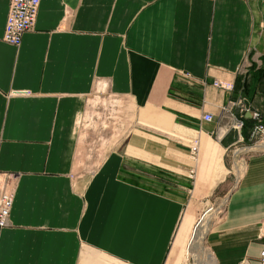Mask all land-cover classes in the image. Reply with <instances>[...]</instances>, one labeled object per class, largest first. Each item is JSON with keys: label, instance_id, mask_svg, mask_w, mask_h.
Wrapping results in <instances>:
<instances>
[{"label": "crops", "instance_id": "0c3cea01", "mask_svg": "<svg viewBox=\"0 0 264 264\" xmlns=\"http://www.w3.org/2000/svg\"><path fill=\"white\" fill-rule=\"evenodd\" d=\"M9 5L0 0V194L15 200L0 264H167L189 237L188 255L198 209L219 190L223 214L200 255L257 261L264 90L246 63L264 47V0H41L19 46L3 41ZM95 94L123 102V113L99 105L128 130L76 177Z\"/></svg>", "mask_w": 264, "mask_h": 264}, {"label": "rangeland", "instance_id": "374dc122", "mask_svg": "<svg viewBox=\"0 0 264 264\" xmlns=\"http://www.w3.org/2000/svg\"><path fill=\"white\" fill-rule=\"evenodd\" d=\"M263 58V59H262ZM260 60L263 61L264 63V47L263 48H258V49H253L252 52L250 53L248 59H247V63L246 66L249 68L251 66V64H255L256 62H258L259 64H261ZM263 66V64L261 65V67ZM259 67V66H258ZM246 68V69H248ZM227 85V84H224ZM94 97V101L96 102V105L94 106L95 110L92 109V111H90L89 114H86L85 118H82L79 121V127L78 130L80 132L81 135V146H80V150H79V160H78V168L76 169V177H83L86 178L88 176L89 173H91L92 171L95 170V168L99 165L100 161L103 159V156L105 155L106 152L109 151V149L113 146V141L116 139L115 134L116 131L119 129L121 134L124 135V132H126L128 129L125 128H121V127H117L115 126L116 124H118V116L116 117V119H113V113L109 112L110 108L107 106L105 109L106 111H103V106L99 105L100 100L105 101L104 103H109V101H112L111 103L114 102L113 99H111L108 96H102L101 95H93ZM118 101L116 100L115 103H113V106H118L121 108V113L126 112V107L125 105H123V102L120 101V103L118 104ZM122 107H124L122 109ZM114 110H117L114 109ZM108 112V113H107ZM102 116V114H104ZM121 113H119V115H121ZM251 114V113H249ZM259 114L260 115V120H256V126L262 125L264 127V114L261 113H255L254 115ZM253 115V117H254ZM252 116V115H251ZM121 121V119H120ZM119 121V122H120ZM115 124V125H114ZM124 124V123H123ZM255 132V130H254ZM114 138H113V136ZM121 135V136H122ZM255 141L253 143V147L260 150V151H264V148H261L257 145V142H261L262 140H260V136L255 137ZM86 140V142H88V140L90 139V142L87 144L88 148L86 150V142L83 143V141ZM241 150L240 151H247L246 146L245 147H240ZM104 153V154H103ZM85 156V157H84ZM244 155H241V158H243ZM231 183H227L226 184V188H228V186H230ZM224 189V188H223ZM13 192V191H11ZM14 193V192H13ZM15 194V193H14ZM223 194L224 192L219 190L218 192L214 193L211 197H208V201L205 202V205L202 206L201 208H199V217L200 218L201 214L209 209V207L213 210V215L211 216V219L209 220V224H208V229L210 226V222L214 221V219L216 217H219L223 214V210L224 207L223 205H221V207L219 206L221 204V201H219V203H216V201H218V199L223 198ZM190 210H194V209H190ZM196 210V209H195ZM215 210V211H214ZM194 212V211H193ZM261 234V233H260ZM259 234V235H260ZM259 238H261V235L259 236ZM188 240L189 237L187 238V240L183 243V245L180 246V249L178 252H173L169 259L167 264H198L195 261V257L200 258L201 256L204 255H198V251H195L196 253H194V250L198 247H195V245H193V249H192V255L194 257H188L187 253H186V249H187V244H188ZM206 247V245H205ZM207 249V247H206ZM198 255V256H196ZM206 258V257H204ZM203 258V259H204Z\"/></svg>", "mask_w": 264, "mask_h": 264}, {"label": "built area", "instance_id": "2783aa9c", "mask_svg": "<svg viewBox=\"0 0 264 264\" xmlns=\"http://www.w3.org/2000/svg\"><path fill=\"white\" fill-rule=\"evenodd\" d=\"M41 0H10L9 13L5 26L3 41L11 46H19L22 43L24 35L31 31L37 21ZM222 89H231L230 85H219ZM256 120H260V115H254ZM213 116L206 115L204 120L207 122L213 121ZM243 123H238L237 128L240 130ZM254 135L260 136L261 142L257 145L264 148V127L259 125L255 128ZM199 141L196 140L191 148L193 156L198 155ZM15 200V194L10 190L3 191L0 194V235L8 225L12 212V207ZM262 250L257 261H244L241 264H264V219L262 222L261 238Z\"/></svg>", "mask_w": 264, "mask_h": 264}, {"label": "bare ground", "instance_id": "6f19581e", "mask_svg": "<svg viewBox=\"0 0 264 264\" xmlns=\"http://www.w3.org/2000/svg\"><path fill=\"white\" fill-rule=\"evenodd\" d=\"M212 212H213L212 209H208L207 212L205 213V215L203 216V218L201 219V221L199 222L198 227L195 229L196 231H195V234H194L193 239H192L191 244H190V248L188 251V257H190V251L192 252L193 245H195V247H198V249L196 248L194 250V253H195V251L199 250L198 255H200V253L202 252L201 248L203 247L204 235L207 232L209 220L211 219V216L213 215ZM261 231H262V225H261L260 233H261ZM198 255H196V256H198ZM204 257H206V258H204ZM203 258L200 257L199 258L200 261H198V258L195 257V261L198 264H214L213 259L208 252L205 255H203Z\"/></svg>", "mask_w": 264, "mask_h": 264}, {"label": "trees", "instance_id": "16d2710c", "mask_svg": "<svg viewBox=\"0 0 264 264\" xmlns=\"http://www.w3.org/2000/svg\"><path fill=\"white\" fill-rule=\"evenodd\" d=\"M250 74L253 73V77H254V83H253V86L254 87H258L259 86H262L263 90H264V63H263V66L262 67H258L256 64H253L252 67H251V70L249 72ZM237 82H239V78L237 79L236 81V84ZM256 82V84H255ZM250 87L251 85L249 84V82L246 80L244 85H243V88H242V92L245 96H249L250 94ZM247 121V120H245Z\"/></svg>", "mask_w": 264, "mask_h": 264}, {"label": "water", "instance_id": "95a60500", "mask_svg": "<svg viewBox=\"0 0 264 264\" xmlns=\"http://www.w3.org/2000/svg\"><path fill=\"white\" fill-rule=\"evenodd\" d=\"M249 116H250V114H249ZM198 225H199V223L197 224V227H198ZM197 227H196V228H197Z\"/></svg>", "mask_w": 264, "mask_h": 264}]
</instances>
